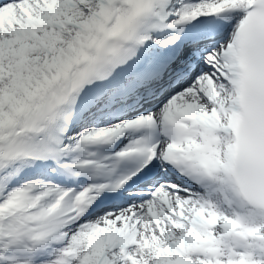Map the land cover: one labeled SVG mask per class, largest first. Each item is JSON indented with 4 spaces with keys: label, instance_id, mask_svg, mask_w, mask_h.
<instances>
[{
    "label": "snow or ice",
    "instance_id": "snow-or-ice-1",
    "mask_svg": "<svg viewBox=\"0 0 264 264\" xmlns=\"http://www.w3.org/2000/svg\"><path fill=\"white\" fill-rule=\"evenodd\" d=\"M0 264H264V0H0Z\"/></svg>",
    "mask_w": 264,
    "mask_h": 264
}]
</instances>
